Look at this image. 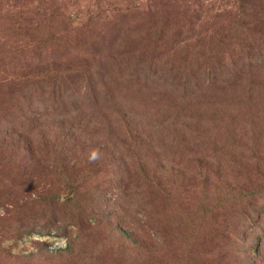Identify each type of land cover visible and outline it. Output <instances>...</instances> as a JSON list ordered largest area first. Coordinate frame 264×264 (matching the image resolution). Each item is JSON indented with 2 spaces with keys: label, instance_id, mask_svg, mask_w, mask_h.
<instances>
[{
  "label": "rangeland",
  "instance_id": "1",
  "mask_svg": "<svg viewBox=\"0 0 264 264\" xmlns=\"http://www.w3.org/2000/svg\"><path fill=\"white\" fill-rule=\"evenodd\" d=\"M0 264H264V0H0Z\"/></svg>",
  "mask_w": 264,
  "mask_h": 264
},
{
  "label": "trees",
  "instance_id": "2",
  "mask_svg": "<svg viewBox=\"0 0 264 264\" xmlns=\"http://www.w3.org/2000/svg\"><path fill=\"white\" fill-rule=\"evenodd\" d=\"M16 131H17V130H16ZM14 133H15V131H13L11 134H13V135H14ZM20 139H22V138H20ZM24 139H25V138H24ZM24 139H23V140H24Z\"/></svg>",
  "mask_w": 264,
  "mask_h": 264
}]
</instances>
